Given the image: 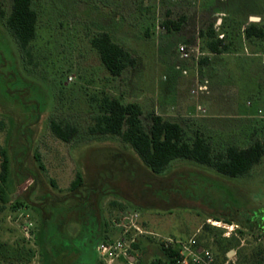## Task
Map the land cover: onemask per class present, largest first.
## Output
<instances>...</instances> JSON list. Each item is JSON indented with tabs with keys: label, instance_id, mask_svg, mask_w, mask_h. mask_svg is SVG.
<instances>
[{
	"label": "rangeland",
	"instance_id": "rangeland-1",
	"mask_svg": "<svg viewBox=\"0 0 264 264\" xmlns=\"http://www.w3.org/2000/svg\"><path fill=\"white\" fill-rule=\"evenodd\" d=\"M4 3L10 12L11 0ZM34 7L39 23L31 61L22 57L0 22L30 94L38 102L45 100L38 121L23 123L18 109L2 101L0 93V121H4V127L0 123V172L1 149L7 147L12 155L8 201L0 197V264H43L36 242L43 207L40 197L51 190L63 194L55 188H68L79 171L85 175L83 188H104L98 203L106 219L120 210L141 213V226L147 233L141 234L138 247L132 250L133 262L122 258L112 264H151L162 256L163 244L181 250L192 239L196 240L193 249L212 251L213 264H264V157L248 174L238 177L179 159L155 179L117 137L79 138L68 143L48 126L51 114L88 125L98 112L93 98L108 91L123 102H139L147 126L155 112L181 123L189 140L197 132L203 134L214 153L232 143L246 147L263 139L262 59L241 49L224 60L212 61L200 31L213 24L218 32L227 33V42L238 41L241 21L249 11L264 12V0H34ZM217 11L226 14L227 30L215 24L222 17ZM183 16L186 21L180 30L169 31L163 25L168 18ZM103 30L137 57L136 66L121 76L109 73L91 45V37ZM181 43L193 47L190 58L181 57ZM259 48L264 50V42ZM13 70L14 65L2 67L4 88L9 83L6 74ZM15 82V89L29 87L23 79ZM199 84L208 87L199 90ZM214 85L219 88L217 94ZM260 105L261 111L257 109ZM35 150L46 171L38 168ZM187 172H197L187 184L199 201L172 197L169 207H161L160 198L144 185L151 180L165 185L174 175ZM50 178L57 186L51 185ZM18 200L23 205H17ZM240 220L257 225L245 227ZM69 224L79 226L74 215Z\"/></svg>",
	"mask_w": 264,
	"mask_h": 264
},
{
	"label": "trees",
	"instance_id": "trees-1",
	"mask_svg": "<svg viewBox=\"0 0 264 264\" xmlns=\"http://www.w3.org/2000/svg\"><path fill=\"white\" fill-rule=\"evenodd\" d=\"M185 21L184 16L176 20L168 18L163 25L169 31L179 30ZM0 22L4 24L8 34L17 44L22 57L31 61L32 42L37 37L39 23V12L34 7V0H11L10 12L7 11L4 0H0ZM220 33L213 24L200 31V36L205 38L207 52L228 51L229 44L225 39L227 33L223 38L219 37ZM244 34L248 39L255 38L264 42V25L249 24L244 29ZM90 42L99 53L105 68L114 77L121 76L127 68L137 64V57L116 42L109 31L95 33ZM0 53L2 101L9 103L11 108L18 109L23 123L29 120L38 121L44 111L45 100L38 102L33 99L30 86L19 70L8 36L2 30H0ZM7 53L11 55L10 58ZM204 62H207V58ZM4 65L15 67V70L6 74L9 82L6 88L3 87L2 80ZM17 78L23 79L26 85L28 84L29 87L23 88L25 91L15 89ZM12 84L14 87L10 89ZM93 100L98 112L84 127L77 122H67L51 114L48 117V126L53 134L68 143L79 138L117 137L125 147H130L135 152L142 166L155 179L164 176L172 163L179 159L212 167L217 172L230 177H238L248 174L264 157V138L256 139L246 147L232 143L224 151L214 153L211 143L203 134L197 132L195 137L189 140L181 123L167 119L161 114L151 113L150 125L147 126L143 121V107L139 102H123L121 98L108 91H103ZM0 123L4 127V121L1 120ZM1 153L3 160L0 172V197L7 202L12 183V155L7 147L2 148ZM33 157L38 168L46 171L38 150L34 151ZM195 173L197 172L176 174L165 185L158 186V183L152 180L144 181V185L160 198L162 202L158 204L161 207L163 205L169 207L173 203L172 197L199 201L193 197L195 191L187 184L191 175ZM50 182L51 185L57 186L53 178H50ZM84 186L85 175L79 171L68 188H55L63 194L51 190L41 195L40 204L43 207L39 211L40 224L36 233V242L40 246L43 264H103L98 256V246L108 237V222L101 212L98 199L104 193V188H83ZM16 204L21 206L23 202L18 200ZM71 215L76 217L79 226L69 224ZM227 221L232 220L227 219ZM240 221L245 227L253 228L257 225L253 221ZM135 246L138 247V244L135 243ZM161 250L162 256L151 261V264H181V253L177 246L163 244Z\"/></svg>",
	"mask_w": 264,
	"mask_h": 264
},
{
	"label": "built area",
	"instance_id": "built-area-1",
	"mask_svg": "<svg viewBox=\"0 0 264 264\" xmlns=\"http://www.w3.org/2000/svg\"><path fill=\"white\" fill-rule=\"evenodd\" d=\"M220 38L224 34H219ZM178 50L184 59L191 57L194 49L187 44H179ZM180 68V66H177ZM186 73V70H183ZM199 90L207 89V84H199ZM196 92L197 90H193ZM108 237L98 246V256L103 264H112L114 260L122 258L133 262L132 250L134 244L137 243L141 234L147 233L141 226V213L137 210H120L111 217L107 218ZM219 224L220 222L215 221ZM220 225V224H219ZM227 228L232 226L225 225ZM196 240H190L189 244H183L181 253V264H213V253L207 248L193 249ZM169 245V244H168ZM167 245V246H168Z\"/></svg>",
	"mask_w": 264,
	"mask_h": 264
},
{
	"label": "crops",
	"instance_id": "crops-1",
	"mask_svg": "<svg viewBox=\"0 0 264 264\" xmlns=\"http://www.w3.org/2000/svg\"><path fill=\"white\" fill-rule=\"evenodd\" d=\"M216 14L222 15V17H219L216 20L215 24L219 25L224 30H227L226 25L224 24V18H223V16H225L226 14L224 12H218V11H217ZM252 16H258L259 19L255 20V19L252 18ZM263 17H264V12L261 13V12H258V11H249L247 13L246 17L243 19V21H241V36H240V39L238 41H235V42L232 41V40H228V42H229L228 51L221 52V53H209L210 54V58L212 59V61H215L217 59L224 60V57L229 56V55H233V54H237L238 50L244 49L248 56L260 57L262 59V63L264 64V50L259 48V45H260L261 41H259L258 39H255V38H249L248 39V38L245 37V34H244V29L249 24L263 25L261 23V21L263 20ZM208 24H209V22H208ZM221 33L225 34L226 32L224 31V32H221ZM226 42H227V40H226ZM215 86L216 85H214V92H215V94H217V92H218L217 90L219 88H217ZM207 87H208V85H207ZM261 107L262 106L260 105L257 109H259L261 111Z\"/></svg>",
	"mask_w": 264,
	"mask_h": 264
},
{
	"label": "water",
	"instance_id": "water-1",
	"mask_svg": "<svg viewBox=\"0 0 264 264\" xmlns=\"http://www.w3.org/2000/svg\"><path fill=\"white\" fill-rule=\"evenodd\" d=\"M253 19L257 20L259 17L258 16H252ZM232 250L228 252V254H231Z\"/></svg>",
	"mask_w": 264,
	"mask_h": 264
}]
</instances>
